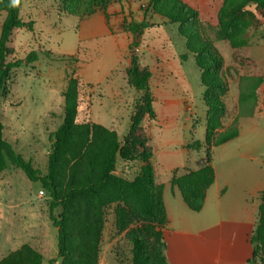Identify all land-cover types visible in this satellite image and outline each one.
Listing matches in <instances>:
<instances>
[{
    "label": "rangeland",
    "instance_id": "rangeland-1",
    "mask_svg": "<svg viewBox=\"0 0 264 264\" xmlns=\"http://www.w3.org/2000/svg\"><path fill=\"white\" fill-rule=\"evenodd\" d=\"M122 4H125L124 0ZM115 6L119 7L120 4ZM245 9L250 13L233 26V31L240 33L244 43L230 46L235 51V56H230V59L234 60L236 66L242 67L241 75L234 73L238 84L242 76L261 77L264 80V76L256 74L264 70V8L248 3ZM18 16L30 22L31 30L22 27L13 31L7 60L24 59L31 51L38 57L32 63H23L12 69L6 90L0 92L3 138L33 168L45 174L51 148L50 134L57 129L63 117L62 92L66 89L69 77H75L78 81L76 121L111 126L118 133L120 141H123L126 126L128 129L130 126V117L140 108L141 93L127 84L126 71L124 80L115 74L117 55L113 39L109 36L81 38L77 33L78 26L86 17L59 14L58 3L52 0H21ZM4 18L5 13L0 12V29ZM110 23L116 24L114 17L110 18ZM218 35L225 36V33L212 28L208 29L206 38L213 45L218 43V49L227 57L228 53L222 46L228 40L217 39ZM153 37L158 43L156 47H163L168 56L172 53L187 56L179 72L168 75L163 83L157 85L163 95L184 99L186 115L190 118L187 122L183 117L185 113L178 110L171 125L152 129L154 139H181L188 132L187 123L194 127L196 121V129L199 123H203L204 113L201 111L205 109L202 102L204 88L200 71L193 55L187 51L186 38L177 31V24L167 23L150 30L144 36L143 43H152ZM133 38L137 45L140 35ZM130 49L135 54L136 46L132 47L131 43ZM145 59L151 63L147 53ZM153 85L150 83L149 86L154 103V93L158 89H153ZM263 97L264 90L259 93L257 100L263 101ZM91 103L92 112L89 110ZM151 118L147 114L142 117L141 130L138 132L147 138L150 151L148 123ZM261 125L264 128V121ZM193 134L198 140V132L194 131ZM262 150L264 152V145ZM195 154L202 156L201 151ZM141 164L139 160L118 158L115 173L131 180L139 172ZM48 202L49 197L44 194L39 182L30 181L21 169L7 163L0 175V258L27 243L41 253L42 264H60L57 257V230L49 219ZM121 206L122 213L118 214ZM60 211L57 208L54 214ZM159 230L160 226L154 220L136 215L128 205L111 204L104 211L99 264H131L132 244L128 239L131 232L143 237L147 251L151 254ZM256 254L254 259L259 262V248Z\"/></svg>",
    "mask_w": 264,
    "mask_h": 264
},
{
    "label": "trees",
    "instance_id": "trees-1",
    "mask_svg": "<svg viewBox=\"0 0 264 264\" xmlns=\"http://www.w3.org/2000/svg\"><path fill=\"white\" fill-rule=\"evenodd\" d=\"M52 1L58 3L59 14L87 17L98 9L105 12L108 4L115 0ZM20 3L21 0H0V12L5 13L0 29V92L6 90L12 69L23 63H32L38 57L31 51L24 59L7 60L13 31L22 27L31 30L30 22L18 16ZM248 3L264 8V0H222L215 26L198 21L197 11L181 0H148L147 5L142 8L144 13L151 11L166 18L168 23L177 24V31L186 38L187 51L193 55L200 71L204 88L202 100L206 106V129L202 141L195 140L188 146L195 150L203 149L204 165L195 171L173 174L171 178L172 185L178 187L184 202L193 211L201 209L206 190L214 180L212 149L238 135L237 119L222 129L221 121L226 112L223 96L228 87L220 73L222 56L206 38V34L208 29L216 28L217 32L225 33V36L218 35L217 39L228 40L231 47L244 43L240 33L233 31V26L245 14L250 13L245 9ZM122 26L136 37L151 25L145 21L124 20ZM135 46L133 41L132 47ZM186 57L182 55V59ZM150 77V68L141 64L136 54H132L126 67V81L130 87L141 93L140 108L130 117L128 133L123 141H120L118 133L112 128L92 121H76L78 81L75 77H69L66 89L62 92V121L50 134L51 148L45 174L33 168L3 138L0 121V173L10 162L21 169L30 181L41 184L44 194L49 197V219L57 230V257L60 264H99L104 211L113 203L128 205L136 215L154 220L160 229L166 223L161 186L154 183L147 138L138 133L141 130L142 117L145 114L154 117ZM261 82V77L242 76L239 84V100L242 106H254L257 101L256 91ZM118 158L142 162L139 172L131 180L115 173ZM259 200L258 217L251 242L253 258L259 248L257 264H264V189L259 193ZM57 208L61 211L55 215L54 210ZM122 209L123 206L119 207L118 214L122 213ZM128 239L132 244L131 264H168L161 230L157 232L151 254L139 233H129ZM42 261L41 253L27 243L0 258V264H42Z\"/></svg>",
    "mask_w": 264,
    "mask_h": 264
},
{
    "label": "crops",
    "instance_id": "crops-1",
    "mask_svg": "<svg viewBox=\"0 0 264 264\" xmlns=\"http://www.w3.org/2000/svg\"><path fill=\"white\" fill-rule=\"evenodd\" d=\"M124 1L125 4H122V0L112 1L105 12L98 9L84 18L80 21L77 33L86 39L111 37L117 55L115 74L124 80L126 67L133 54L130 45L134 36L125 31L122 24L124 20H135L151 25L140 34L135 54L143 65L150 68L149 85L153 83V89H158L154 93L155 116L148 123V133L154 183L161 186V199L167 218L160 230L168 264H257L253 258L251 235L258 217L259 193L264 189V128H261L264 121V97L263 101L257 100L252 107L244 104L242 106L239 100L240 85L234 74L237 72L238 76L241 75L242 67L236 66L234 60L230 59V56H235V51L227 42L222 46L228 53L227 57L218 49V43H215L214 46L220 51L223 59L220 73L228 87L223 96L226 112L221 121L222 129L237 119L238 135L212 149L213 183L206 190L201 209L191 210L184 202L178 187L172 185L171 178L173 174L181 175L186 171H195L204 165L203 149L195 150L188 145L195 141L194 131L198 132L196 138L199 141L204 139L206 106L202 100L205 109L201 111L204 113L203 123H199L198 129L195 121L194 127L186 124L188 132L181 139H154L153 127L161 129L171 125L178 110L185 113L183 117L187 122L190 118L186 115L184 99L163 95L157 85L163 83L168 75L179 72L187 57L182 59L183 54L175 53L168 56L163 47H156L158 43L155 37L151 38L152 43L144 44V36L150 30H156L168 22L161 15L142 11L144 3L148 0ZM181 1L197 11V19L201 23L212 26L217 24L222 0ZM116 4L120 6L117 7ZM111 17L115 18L116 24L110 23ZM146 53L151 63L146 62ZM256 74L264 76V70ZM263 90L264 80L257 88L256 96ZM89 110L93 111L92 103ZM244 125L247 127H243ZM127 132L128 125L122 138ZM196 151H201L202 156L195 154ZM177 158L179 160H176Z\"/></svg>",
    "mask_w": 264,
    "mask_h": 264
}]
</instances>
